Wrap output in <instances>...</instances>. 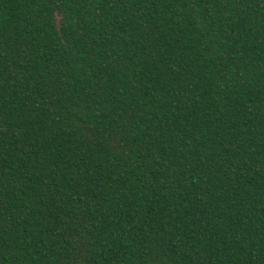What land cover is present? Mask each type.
Wrapping results in <instances>:
<instances>
[{"label": "trees", "instance_id": "trees-1", "mask_svg": "<svg viewBox=\"0 0 264 264\" xmlns=\"http://www.w3.org/2000/svg\"><path fill=\"white\" fill-rule=\"evenodd\" d=\"M0 264H264V0H0Z\"/></svg>", "mask_w": 264, "mask_h": 264}]
</instances>
